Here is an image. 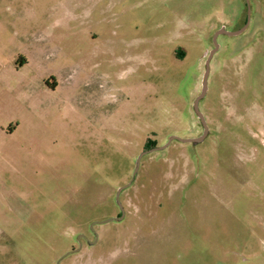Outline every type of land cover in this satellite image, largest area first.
<instances>
[{
    "label": "rangeland",
    "instance_id": "374dc122",
    "mask_svg": "<svg viewBox=\"0 0 264 264\" xmlns=\"http://www.w3.org/2000/svg\"><path fill=\"white\" fill-rule=\"evenodd\" d=\"M249 4L0 0V264H264V0ZM223 28L244 31L217 38L206 127L194 104ZM149 139L168 145L134 174Z\"/></svg>",
    "mask_w": 264,
    "mask_h": 264
},
{
    "label": "water",
    "instance_id": "95a60500",
    "mask_svg": "<svg viewBox=\"0 0 264 264\" xmlns=\"http://www.w3.org/2000/svg\"><path fill=\"white\" fill-rule=\"evenodd\" d=\"M244 31V28L242 29H238V30H235V31H227L225 28L221 29V30H218L215 34H214V44H215V48L211 50L208 58H207V68H206V72H205V76H204V80H203V90L201 91V94L196 98L195 100V110L196 112L198 113V115L200 116L201 120L203 121V123L205 124L206 126V119H205V116L204 114L202 113V111L200 110V100L205 96L206 94V91H207V88H208V77H209V73H210V62H211V59L214 55V53L216 52L217 48L219 47V44H218V41H217V38L218 36L221 34V33H227V34H231V35H237L241 32ZM207 127V126H206ZM174 138H178L176 136H173L170 140V142L174 139ZM205 138V135H202L200 137H196V138H178L182 141H193V142H199V141H202L203 139ZM168 144L166 145H162V146H155V147H152L150 149H147V150H144L137 158V161H136V168H135V172L134 174L137 172L138 170V167L140 165V162H141V159L142 157L148 153V152H151V151H154V150H157V149H163L167 146ZM132 183V181H130L128 184L120 187L117 191V194H116V198H117V202L122 210V214L125 213V209H124V205L121 201V192L126 188L128 187L130 184ZM110 220V219H108ZM108 220H104V221H108ZM80 248H75L73 249L71 252H75V251H78ZM70 253V252H69Z\"/></svg>",
    "mask_w": 264,
    "mask_h": 264
},
{
    "label": "crops",
    "instance_id": "0c3cea01",
    "mask_svg": "<svg viewBox=\"0 0 264 264\" xmlns=\"http://www.w3.org/2000/svg\"><path fill=\"white\" fill-rule=\"evenodd\" d=\"M19 127V124H14V122H12L9 127H8V131L9 133H14Z\"/></svg>",
    "mask_w": 264,
    "mask_h": 264
},
{
    "label": "trees",
    "instance_id": "16d2710c",
    "mask_svg": "<svg viewBox=\"0 0 264 264\" xmlns=\"http://www.w3.org/2000/svg\"><path fill=\"white\" fill-rule=\"evenodd\" d=\"M155 146H157V144L154 140L149 139L148 142L146 143V147L149 149Z\"/></svg>",
    "mask_w": 264,
    "mask_h": 264
},
{
    "label": "flooded vegetation",
    "instance_id": "af4514ba",
    "mask_svg": "<svg viewBox=\"0 0 264 264\" xmlns=\"http://www.w3.org/2000/svg\"><path fill=\"white\" fill-rule=\"evenodd\" d=\"M247 8H250L249 0H247ZM216 31H217V30H216ZM216 31H215V32H216ZM213 37H214V36H213ZM214 48H215V44H214ZM214 48H213V49H214ZM132 181H133V180H132Z\"/></svg>",
    "mask_w": 264,
    "mask_h": 264
}]
</instances>
